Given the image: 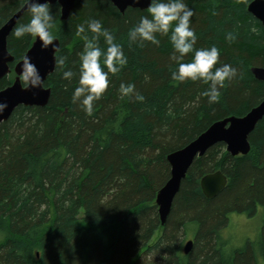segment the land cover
<instances>
[{
  "label": "trees",
  "instance_id": "obj_1",
  "mask_svg": "<svg viewBox=\"0 0 264 264\" xmlns=\"http://www.w3.org/2000/svg\"><path fill=\"white\" fill-rule=\"evenodd\" d=\"M250 1L185 0L194 13V47L215 45L221 53L217 66L227 63L237 70L213 104L200 95L207 88L203 82L171 78L177 62L168 36L158 35L159 46L129 40V30L147 10L128 8L122 15L109 1L84 0L61 21L60 7L53 4V31L60 43L56 57L67 60L56 64L44 83L49 102L43 108L19 106L0 124V264L264 262V117L248 137L247 155L232 157L218 143L194 160L164 225L155 202L169 179V154L214 122L242 117L264 99V82L250 71L264 67V28L248 13ZM25 2L0 0V27ZM29 18L26 11L14 28ZM92 18L123 46L127 64L110 74L109 88L86 115L72 102V93L85 43L76 29ZM12 32L7 50L14 61L0 91L13 83V67L35 39H18ZM98 43L106 48L103 37ZM69 69L74 76L66 80L63 72ZM121 82L133 84L135 92L122 96ZM218 170L227 185L207 199L199 181ZM260 207L258 240L232 249L222 233L229 216L252 217ZM186 235L193 241L187 255Z\"/></svg>",
  "mask_w": 264,
  "mask_h": 264
},
{
  "label": "clouds",
  "instance_id": "obj_2",
  "mask_svg": "<svg viewBox=\"0 0 264 264\" xmlns=\"http://www.w3.org/2000/svg\"><path fill=\"white\" fill-rule=\"evenodd\" d=\"M55 4H59L56 0ZM53 3L50 0H26V10L29 20L18 24L12 32L16 38L26 35L38 38L42 49L50 46L56 39L53 31L55 27L52 12ZM193 10L185 0H148L147 15L140 17L139 21L129 30L128 38L131 42H150L160 45L158 35L168 36L174 50L173 59L177 62L171 72V78L176 81H201L207 88L200 95L207 97V102L213 104L219 101L221 89L225 82L236 76V68L231 64H220V50L212 45L210 47L195 48L196 34L190 26ZM88 33H91L89 37ZM76 34L85 41L82 51L78 54V80L72 93V102H79L86 115H91L95 101L106 92L110 86V74L119 73L127 64L123 46L116 42L110 30L103 27L100 20L92 18L85 24L77 26ZM103 37L106 48L99 46V39ZM192 54L191 59L184 62V57ZM66 56L54 58V63L64 65ZM74 76L72 70H65L63 78L71 80ZM19 78L24 88H41L43 78L31 57L24 55L20 65ZM122 96H130L135 92L131 83L121 82L118 89ZM138 101L144 97L136 94ZM7 107L6 102L0 101V112Z\"/></svg>",
  "mask_w": 264,
  "mask_h": 264
},
{
  "label": "water",
  "instance_id": "obj_3",
  "mask_svg": "<svg viewBox=\"0 0 264 264\" xmlns=\"http://www.w3.org/2000/svg\"><path fill=\"white\" fill-rule=\"evenodd\" d=\"M84 0H59L60 20L66 21L77 2ZM109 1L120 14L128 9L147 10L148 0H106ZM44 2V0H40ZM55 4L56 0H50ZM26 2L0 27V80L6 77L11 69L9 65L14 59L7 50V39L16 25L18 19L26 12ZM247 11L264 28V0H251ZM56 47L42 49L38 38H35L31 47L25 55L31 57L32 62L37 66L45 83L47 77L51 75L56 64L54 58L59 50L60 43L56 38L53 42ZM22 60L13 67L15 79L7 88L0 91V101L6 102L7 107L0 112V124L6 122L13 111L19 107H45L50 98V89L43 86L41 88L25 89L19 78L20 65ZM253 77L264 82V67H252L250 69ZM264 117V99L256 106L250 109L242 117H227L214 122L205 132L199 135L195 140L180 150L172 152L166 157L170 167L169 179L158 191L156 195V205L161 225H164L170 213L173 199L178 193L181 182L196 158L202 157L212 146L222 143L226 152L232 156H245L250 151L248 141L249 135L253 132L258 122ZM199 185L203 195L207 199L216 197L227 185V177L220 171L204 175ZM193 241L187 240L183 246L184 254H188L192 249Z\"/></svg>",
  "mask_w": 264,
  "mask_h": 264
},
{
  "label": "rangeland",
  "instance_id": "obj_4",
  "mask_svg": "<svg viewBox=\"0 0 264 264\" xmlns=\"http://www.w3.org/2000/svg\"><path fill=\"white\" fill-rule=\"evenodd\" d=\"M262 219L263 210L261 207L257 208L255 215L252 217H247L243 214H231L229 216L228 225L222 232L223 236L229 239V245L232 247V249L242 248L247 241L256 242L261 230ZM156 237L153 239V241L156 239ZM189 238H191L190 235L185 236L184 244ZM259 262L264 264V262L261 260Z\"/></svg>",
  "mask_w": 264,
  "mask_h": 264
},
{
  "label": "bare ground",
  "instance_id": "obj_5",
  "mask_svg": "<svg viewBox=\"0 0 264 264\" xmlns=\"http://www.w3.org/2000/svg\"><path fill=\"white\" fill-rule=\"evenodd\" d=\"M217 196V195H216Z\"/></svg>",
  "mask_w": 264,
  "mask_h": 264
}]
</instances>
